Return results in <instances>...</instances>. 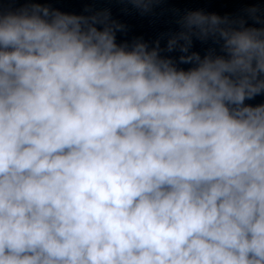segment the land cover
Masks as SVG:
<instances>
[{
  "label": "clouds",
  "instance_id": "obj_1",
  "mask_svg": "<svg viewBox=\"0 0 264 264\" xmlns=\"http://www.w3.org/2000/svg\"><path fill=\"white\" fill-rule=\"evenodd\" d=\"M48 2L0 0V264H264L260 9L150 44Z\"/></svg>",
  "mask_w": 264,
  "mask_h": 264
},
{
  "label": "water",
  "instance_id": "obj_2",
  "mask_svg": "<svg viewBox=\"0 0 264 264\" xmlns=\"http://www.w3.org/2000/svg\"><path fill=\"white\" fill-rule=\"evenodd\" d=\"M45 2V0H42ZM48 6L59 9L62 12L89 15L91 12L110 9L112 18L126 26L125 33L118 34V41L142 37L150 44L166 34L178 31L176 21L190 10H203L207 13H216L221 16L232 18L244 17L251 25L253 21L249 18L247 9L257 7L260 9L258 15L264 20V3L253 4L250 0H167L165 3L154 6L151 13L141 15L130 4L102 3L93 0H49ZM9 5L5 4V8ZM13 9L21 7V4L11 5ZM89 10V11H86ZM260 26V25H256ZM164 40L161 41L163 47ZM211 42L201 43L194 41V51L204 55L212 47ZM260 97L253 103L261 102Z\"/></svg>",
  "mask_w": 264,
  "mask_h": 264
}]
</instances>
